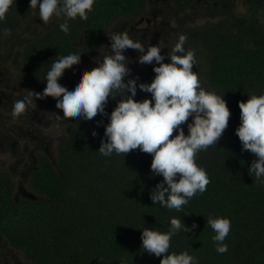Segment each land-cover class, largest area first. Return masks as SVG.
<instances>
[{
  "label": "trees",
  "instance_id": "obj_1",
  "mask_svg": "<svg viewBox=\"0 0 264 264\" xmlns=\"http://www.w3.org/2000/svg\"><path fill=\"white\" fill-rule=\"evenodd\" d=\"M148 1L93 0L87 16L70 18L69 31L64 33L59 28L62 18L44 23L38 10L29 9V0H15L0 21V68L6 61L3 45L14 36L21 50V56L14 57L20 59L18 77L29 82L54 56L76 48L74 43L94 49L108 23L120 16L140 15ZM169 3L174 13L201 17L196 26L182 28L186 43L199 58L204 75L200 83L223 94L230 110L217 144L196 155L210 180L206 191L195 194L181 212L167 209L150 198L163 179L150 172L151 154L136 149L125 156L101 155L98 148L101 139L106 140L107 114L117 102L110 98L106 114L98 113L94 126L76 117L67 123L66 138L58 142L54 159L38 154L40 167L32 173L30 187L40 199L16 201L9 171L0 172L1 245L15 250L22 264H160L159 257L143 251L141 231L145 227L166 231L171 217L196 227L176 233L170 253L187 250L198 264H264V184L248 173L256 157L241 150L235 133L240 123L238 102L246 101L247 94L264 93V0ZM4 28L9 31L4 33ZM25 31L35 35L25 41ZM136 71L141 82H151L155 75L148 64L139 63ZM150 95L137 87L134 99ZM182 127L187 134L186 124ZM210 216L231 221L224 241L228 251L223 254L212 240Z\"/></svg>",
  "mask_w": 264,
  "mask_h": 264
},
{
  "label": "clouds",
  "instance_id": "obj_2",
  "mask_svg": "<svg viewBox=\"0 0 264 264\" xmlns=\"http://www.w3.org/2000/svg\"><path fill=\"white\" fill-rule=\"evenodd\" d=\"M14 2L0 0V21ZM92 6L93 0H29V9L38 10L44 23L52 17L62 18L59 28L64 33L69 31L70 18L77 14L86 17V9ZM2 31L7 33L9 29ZM108 38L107 53L95 57L96 66L82 69L71 86L58 77L66 66L75 68L84 51L74 48L54 56L41 79L44 81L42 92L33 91L32 99L16 100L12 115L15 117L28 107H37L34 98L53 96L64 116L70 114L80 120H91L98 113L106 114L105 106L110 98L120 97L107 114L106 140L101 139L100 154L125 156L136 149L151 154L150 172L163 178L150 192L153 204L158 202L162 207L181 212L195 194L206 191L210 182L206 170L197 164L196 155L216 145L227 128L230 117L227 102L223 94L201 86L197 72L193 71L195 53L184 47L185 35H179L171 52L167 53L169 62H165L159 46L145 48L126 30L113 32ZM129 48L139 53V63L152 65L155 75L151 82L137 84L138 77H130V60L124 54ZM125 77L129 78L125 80ZM137 87L150 93V97L134 99ZM247 95L246 101L238 102L240 123L235 133L241 142V150L250 151L256 157L250 163L248 173L264 184V93ZM57 117H61L59 112ZM185 124L187 134L182 127ZM92 134L96 135L95 131ZM207 223L215 232L212 240L216 251L227 252L228 245L224 241L231 229L230 219L210 216ZM195 227V224L191 226ZM191 228L181 217H171L166 231L145 227L141 231L143 251L159 257L160 264H198L196 257L187 250L169 252L171 238L182 229L187 233Z\"/></svg>",
  "mask_w": 264,
  "mask_h": 264
},
{
  "label": "flooded vegetation",
  "instance_id": "obj_3",
  "mask_svg": "<svg viewBox=\"0 0 264 264\" xmlns=\"http://www.w3.org/2000/svg\"><path fill=\"white\" fill-rule=\"evenodd\" d=\"M169 7H171L169 0H149L147 2V6L144 8L143 13H141L140 15L133 14L128 17L120 16L117 18L118 25L114 27H111L110 23H108L104 27L103 34L98 40L99 42L94 47V49H88L80 43H74L73 45L76 48H80L81 50H83L84 52H82L81 54L85 53L88 56L87 59H90V61L93 62V58L95 56H100L99 53L101 51H104L105 54L107 53L108 44L110 43L108 37H110L113 32H120L126 30L131 38H133L134 40H139L141 43L144 44L145 48L150 47L152 45L159 46L161 48L162 54L165 55V62H169L167 53L171 52L172 48L177 42L178 36H176V34L180 33V35H184V32L182 30L183 27L188 24L196 26L197 24H199V19H201V17L199 16H194L192 21L190 22L188 20V14H169L167 12ZM122 19L123 21H121ZM170 35L172 37H170ZM28 39L29 37L26 36L25 41ZM10 42H12V40H9L3 45L4 47L2 48V52L5 53L4 56L6 58V62L14 63V68L16 67L18 70V74H21V71L18 69L20 59H9L12 56V51L15 52L14 57L21 56V50L17 48V46H15L16 43L12 44ZM184 47L186 50L191 49L189 44L186 42ZM124 54L129 57L130 60L128 64V67L131 69L130 77H138L137 84H139L141 82V76L136 71V67L139 64L137 60V56L139 55V53L129 48L125 51ZM148 65L152 67V65ZM200 67L201 66L199 64V58L195 53V65H193V71L197 72L199 81H201V78L204 76L201 74ZM47 68L48 66L44 67L42 65L31 81L26 83L22 82L20 86L21 88H23V92H20L19 94H17L16 97L11 98L7 107L5 106V93L0 92V108H5L8 111H12L14 102L16 100L31 96L33 94V91L42 92L44 85L41 87L40 84L42 83L40 82V80L45 76ZM80 72L81 70L79 71V69L77 68V64L75 68L71 66H66L65 69H63L62 74L58 77V79L61 82H64L67 85L71 86L75 79L78 78V76L80 75ZM1 75L2 72L0 69V77ZM9 75L10 74L8 72L5 73V76ZM128 78L129 77H125V80H127ZM6 82L2 78H0V89H7L11 86V82ZM119 98L120 97H117V100ZM34 99L37 107H28L25 112L22 113L21 116L17 117V122L10 118L9 115L2 116V114L0 113V126L3 128V130H0L1 151L5 150V152H8L13 158V162L11 163V165L8 166L9 169H2L0 170V172L7 170L9 171V180L13 184L12 196L16 201L20 199L41 198L39 197V195L35 194V192L30 187L31 175L40 167V157L38 156V154H34L36 153V150H43V153L45 152V154H47L49 158L52 159V156L47 153L48 148L46 142L43 140L44 138H41V135H35V132L40 131L37 128V125L45 127V125L48 124L46 120L49 121V114L55 117L57 116V112L61 114L60 118H63L61 125L64 129L67 123H70L71 121L75 120V117L70 114L67 116L63 115L62 108L55 104V98L53 96H47L41 99ZM95 120L96 117L87 121L88 123H90L91 126H94ZM13 126H15L16 128L15 133H13L12 130ZM59 139L61 138H58V141ZM29 140L33 144V148L31 150L28 148V145L30 143ZM20 141L24 142L21 147H19ZM8 150H11V153ZM1 164L2 167L5 165L3 163ZM2 241L3 240L0 236V242ZM8 259L9 261H7ZM13 261L16 264L18 263L17 260H14L13 258L6 255L3 259V264H13Z\"/></svg>",
  "mask_w": 264,
  "mask_h": 264
},
{
  "label": "rangeland",
  "instance_id": "obj_4",
  "mask_svg": "<svg viewBox=\"0 0 264 264\" xmlns=\"http://www.w3.org/2000/svg\"><path fill=\"white\" fill-rule=\"evenodd\" d=\"M167 12L169 14H172V13H174V10L171 7H169ZM194 16H195V14H189L188 20L191 22ZM121 21H123V19ZM117 25H118V19L117 18L110 23L111 27H114ZM40 28H43V26H40ZM109 31H111V30H109ZM25 35H27L29 38H31L35 35V33L31 32V31H25ZM179 35H180V33L176 34V36H179ZM170 37H172V36L170 35ZM10 43H12V44L16 43L14 36L12 38V42H10ZM15 46H17V44H15ZM17 48H20V47H17ZM98 53H99V51H98ZM103 53H104V51H101L99 53L100 56H98V57L95 56V57L100 58L103 55H105V53L104 54ZM101 54H103V55H101ZM14 55H15V52L12 51V56L10 55L11 58H9V59H13ZM87 58H88V56L85 53L81 54V56L79 57V60L77 62V68L79 69V71L82 69H85V68L91 69L92 67L96 66L94 58H93V62H91L90 59H87ZM14 66H15L14 63L4 61L1 65V68H0L1 72H2V75L0 78H2L5 82L6 81L11 82V86L9 88L0 89V92L5 93V96H6V98H5L6 105L5 106L6 107L8 106L11 98L16 97L17 94H19L20 92H23V88H21V86H20L22 82L20 81V79L18 77V70L16 67L14 68ZM6 72H8L10 75L5 76ZM40 82L42 83V84H40L42 87L44 85V81L40 80ZM200 84L203 88H205L204 83L201 82ZM32 95L28 96V98L31 99ZM0 110H1L0 113L2 114V116L9 115L10 118H12L14 121H16L17 117L22 115V113H21L15 117H13L12 111H8L5 108H0ZM46 121L48 124H46L45 127H43L41 125H37V128L40 131L35 132V135H41V138H44L43 140L46 142L47 148H48L47 153L52 156V159H54L56 157L55 154H56V148H57L58 142L63 141L66 138L64 128H62V125H61L63 118L61 119L60 117L58 118L57 116L53 117L51 114H49V121L48 120H46ZM35 128H36V126H35ZM0 130H3V128L1 126H0ZM12 130H13V133H15V131H16L15 126L12 127ZM22 138H26V137H22ZM58 138H61V139H59V141H58ZM23 143H24L23 141H20L19 147H21ZM49 143H50V145H49ZM28 148L30 150L33 148V144L31 141L28 145ZM8 151L11 153V150H8ZM39 153H43V150H41V149L36 150V153H34V154H39ZM12 162H13V158L11 157V155L8 152H5V150L1 151V147H0V170L9 169L8 166L11 165ZM1 163L5 164V165L2 167ZM2 242H0V259L3 260L4 257L6 255H8L9 257L13 258L14 260H17L18 261L17 264H22L20 261V255L18 253H16L15 250L12 251V250H9L6 248L2 249V245H1ZM13 264H16V263L13 261Z\"/></svg>",
  "mask_w": 264,
  "mask_h": 264
}]
</instances>
